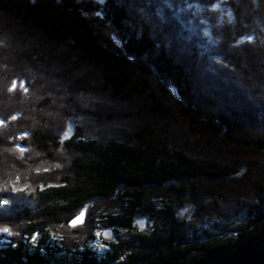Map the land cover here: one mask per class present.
I'll return each instance as SVG.
<instances>
[{
  "label": "trees",
  "instance_id": "1",
  "mask_svg": "<svg viewBox=\"0 0 264 264\" xmlns=\"http://www.w3.org/2000/svg\"><path fill=\"white\" fill-rule=\"evenodd\" d=\"M0 46V264H208L264 239V0H0ZM104 202L116 244L92 232Z\"/></svg>",
  "mask_w": 264,
  "mask_h": 264
},
{
  "label": "water",
  "instance_id": "2",
  "mask_svg": "<svg viewBox=\"0 0 264 264\" xmlns=\"http://www.w3.org/2000/svg\"><path fill=\"white\" fill-rule=\"evenodd\" d=\"M69 136V134H68ZM139 230H145V218L137 225ZM101 238L108 242H115L117 236L112 230H105ZM208 264H264V239L256 241L244 249L223 255Z\"/></svg>",
  "mask_w": 264,
  "mask_h": 264
},
{
  "label": "rangeland",
  "instance_id": "3",
  "mask_svg": "<svg viewBox=\"0 0 264 264\" xmlns=\"http://www.w3.org/2000/svg\"><path fill=\"white\" fill-rule=\"evenodd\" d=\"M1 47V46H0ZM21 184L20 183H12L8 186H5L4 189H10L12 192H14L15 194H17L16 192L17 191H20V186ZM81 213H84L85 214V210L81 211L79 215H81ZM123 211L122 209L120 208V204L118 206V204L114 203V204H110L109 202H104L100 205V208L99 210L97 211V214L98 216L95 217V224H94V227L95 228H98L97 230H93L92 232H94V236H97V237H101L102 233L105 231V230H112L111 228L109 229H105L104 226H103V223H105V221H107L105 218V216H112V217H115V216H120L122 215ZM144 217H138L136 218V220L134 219V223H133V227L134 229H136L137 231L139 232H144L145 230H148V228L150 227L151 225V222L149 221L148 218H145V225H146V229L145 230H139L137 228V225L140 221H142ZM85 219V218H84ZM84 222V221H83ZM83 223L81 224H78L77 226L75 227H72L71 229L73 230L74 234L75 233H78V230H80V226L82 225ZM127 235V232L125 230H120L118 231V235H117V238L121 237L120 239L122 240L123 238L122 237H125ZM102 239V238H101ZM103 241L105 242H108L104 239H102ZM117 240V239H116ZM100 247L102 245H99Z\"/></svg>",
  "mask_w": 264,
  "mask_h": 264
},
{
  "label": "snow or ice",
  "instance_id": "4",
  "mask_svg": "<svg viewBox=\"0 0 264 264\" xmlns=\"http://www.w3.org/2000/svg\"><path fill=\"white\" fill-rule=\"evenodd\" d=\"M108 105L114 106L111 103H108ZM124 107H126V106H124ZM84 218H85V214L84 213H81V215L77 216L75 219H73V221H71V226L75 227L78 224L83 223ZM5 231H7V229H5Z\"/></svg>",
  "mask_w": 264,
  "mask_h": 264
},
{
  "label": "flooded vegetation",
  "instance_id": "5",
  "mask_svg": "<svg viewBox=\"0 0 264 264\" xmlns=\"http://www.w3.org/2000/svg\"><path fill=\"white\" fill-rule=\"evenodd\" d=\"M119 242V238H117V240L115 242H112V243H117ZM149 261H151V259H146L144 262H138V263H135V264H143V263H148Z\"/></svg>",
  "mask_w": 264,
  "mask_h": 264
}]
</instances>
